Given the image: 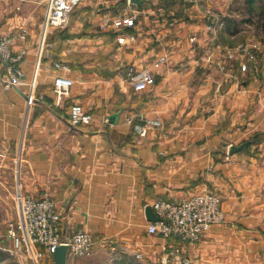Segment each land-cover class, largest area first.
Returning <instances> with one entry per match:
<instances>
[{
  "label": "crops",
  "instance_id": "crops-1",
  "mask_svg": "<svg viewBox=\"0 0 264 264\" xmlns=\"http://www.w3.org/2000/svg\"><path fill=\"white\" fill-rule=\"evenodd\" d=\"M50 2L0 0V37L19 35L28 52L26 82L0 85V226L18 219L15 196H49L63 237L96 240L92 256L67 264H164L182 244L147 233L146 207L208 190L225 223L185 246L193 264H264V43L253 48V26L233 33L226 21L245 14V0H83L65 29L47 25ZM132 14L131 28L103 27ZM128 68L151 70L155 86L136 92ZM61 74L73 86L57 104ZM74 104L90 125H70ZM135 113L164 129L135 140L125 123Z\"/></svg>",
  "mask_w": 264,
  "mask_h": 264
},
{
  "label": "built area",
  "instance_id": "built-area-1",
  "mask_svg": "<svg viewBox=\"0 0 264 264\" xmlns=\"http://www.w3.org/2000/svg\"><path fill=\"white\" fill-rule=\"evenodd\" d=\"M83 0H51L47 25L52 28L65 29L70 24L71 15L80 6ZM129 4L131 0H127ZM137 16H119L114 20L104 19L103 27L109 25L120 29L133 27ZM19 35L10 34L0 37V85L6 89L19 87L26 82V74L21 65L27 59L25 48L16 49L15 42ZM124 38H119L120 44ZM193 40V39H192ZM248 46V45H247ZM246 49H248V47ZM258 45H254L256 48ZM254 59L253 54L249 56ZM165 59L155 63L159 68ZM247 62L242 66L246 71ZM56 69L69 72L70 69L58 62ZM130 82L136 92L146 91L155 86L156 78L149 69L135 71L130 69ZM73 80L61 74L55 79L54 92L57 104H60L71 94ZM69 122L75 126H88L93 121L91 113L78 104L70 108ZM125 123L133 130L135 140L147 138L152 132L162 131L164 121L159 117H148L142 113L131 114L126 117ZM230 158L229 155L226 156ZM18 208V219L9 224V237L16 242L15 246L24 248L34 259L44 260L53 258L56 249L61 245L68 246V257H90L94 253L96 240L90 233H74L65 238L62 235V216L57 212L56 202L53 198L45 196L40 199L33 197L15 196ZM158 217L157 222L149 223L147 233L150 236H160L165 240L180 241L182 246H174L165 250L164 264H193L187 255L185 246L200 243L206 234L214 227L225 223V214L221 207L219 196L212 191H204L191 195L186 199L165 200L159 199L151 206ZM18 235V236H17ZM136 258L143 259L137 253ZM33 259V260H34Z\"/></svg>",
  "mask_w": 264,
  "mask_h": 264
},
{
  "label": "rangeland",
  "instance_id": "rangeland-1",
  "mask_svg": "<svg viewBox=\"0 0 264 264\" xmlns=\"http://www.w3.org/2000/svg\"><path fill=\"white\" fill-rule=\"evenodd\" d=\"M263 4H260V6H262ZM242 8H245V7H242ZM245 12H246V9H245ZM242 17L246 18V14H244ZM242 17L235 19V20H237V22H240V20L243 19ZM240 24L241 26L238 27L239 31L241 30V28L244 30L248 28L247 25H244L242 23ZM255 24L251 23V26L253 27L250 32L253 34L251 36L255 37V40H250V42H253V43L259 42L262 44L264 43V31L258 29L256 27L257 24L256 25ZM259 43H256V44L260 45ZM129 68L128 70L130 71ZM9 230H10V226L8 225L0 226V264H34L29 259V256H28L29 254L28 252L25 251L24 248L20 249L18 246H15L16 242H14V240L9 237L10 235ZM136 260H139V259L136 258ZM42 264H44V261L42 262Z\"/></svg>",
  "mask_w": 264,
  "mask_h": 264
},
{
  "label": "water",
  "instance_id": "water-1",
  "mask_svg": "<svg viewBox=\"0 0 264 264\" xmlns=\"http://www.w3.org/2000/svg\"><path fill=\"white\" fill-rule=\"evenodd\" d=\"M132 4H135L137 6H142L145 3V0H131ZM119 118V114H114L110 117V122L112 124H116ZM72 125V124H70ZM249 146V143H243L240 146H233L230 150V154H236L239 152L244 151L247 147ZM145 213H146V218L149 222L153 223V222H157L159 219L156 216L153 208L151 206H147L145 209ZM68 246L66 245H61L59 246L55 253L53 254V260H54V264H67L68 261Z\"/></svg>",
  "mask_w": 264,
  "mask_h": 264
},
{
  "label": "trees",
  "instance_id": "trees-1",
  "mask_svg": "<svg viewBox=\"0 0 264 264\" xmlns=\"http://www.w3.org/2000/svg\"><path fill=\"white\" fill-rule=\"evenodd\" d=\"M263 3H264V0H245L246 18L241 19L240 22H237V20L235 19L231 20L230 18H227L226 21L231 23L230 30L233 31V33H239L238 27L241 26L240 23L246 24V25H251V23L253 24L256 23L257 24L256 27L264 31V4ZM260 4H263V5L260 6Z\"/></svg>",
  "mask_w": 264,
  "mask_h": 264
}]
</instances>
